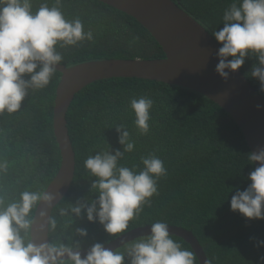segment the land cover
<instances>
[{"label": "trees", "instance_id": "trees-1", "mask_svg": "<svg viewBox=\"0 0 264 264\" xmlns=\"http://www.w3.org/2000/svg\"><path fill=\"white\" fill-rule=\"evenodd\" d=\"M212 35L223 27L222 16L232 0H173ZM44 0H32L35 11ZM54 5L55 0H47ZM61 10L69 20L79 18L93 41L60 49L61 64L70 66L103 58H158L163 51L153 36L133 17L98 0H62ZM213 36V35H212ZM137 39H133V38ZM214 37V36H213ZM215 39V38H214ZM221 45V44H220ZM255 57H246L240 71L264 100L259 81L250 75ZM60 73L49 85L29 92L21 110L0 115V160L7 162L0 174V189L9 199L24 190L45 191L60 166V152L52 129V108ZM153 100L149 132L139 134L129 107L132 98ZM68 134L75 153L76 168L68 194L53 209L58 233L66 235L85 228L87 236L73 235L81 249L114 239L101 224L82 214L60 217L58 209L78 199H95L90 191L95 177L89 176L84 161L96 151L123 150L116 125H124L134 141L120 164L139 165L141 157L154 153L164 162L167 175L157 182L158 194L151 206L129 222L128 230L164 221L190 230L212 264H264V219H247L230 210L237 189L244 190L254 164L244 136L233 118L218 104L197 92L162 82L139 78H111L96 81L77 93L66 115ZM139 170V169H137ZM64 233H60L63 235ZM192 251L181 238L172 236ZM54 240V235H49ZM67 242V241H65ZM123 250V245L118 248ZM196 264H199L196 259Z\"/></svg>", "mask_w": 264, "mask_h": 264}, {"label": "clouds", "instance_id": "clouds-1", "mask_svg": "<svg viewBox=\"0 0 264 264\" xmlns=\"http://www.w3.org/2000/svg\"><path fill=\"white\" fill-rule=\"evenodd\" d=\"M61 4L62 0H55L50 7L44 0L33 11L32 0H0V115L20 111L30 91L49 85L63 61L58 48L93 41V32L85 31L78 17L67 19ZM222 23L223 27L212 33L221 44L216 53L219 60L216 73L226 80L231 72L240 69L246 57H255L258 64L252 66L250 75L264 91V0H232L223 12ZM129 107L137 131L147 134L153 100L147 96L132 98ZM115 130L123 150L110 152L108 147L84 161L88 175L96 178L90 185V191L96 193L95 199H78L58 209L60 217L71 218V224L83 210L89 222H98L112 237L128 231L129 222L139 216L144 206H151V197L158 194V180L167 175L164 162L154 153L141 157L142 168L120 164L135 145L124 125H116ZM248 161L259 162V166L249 172L247 187L242 191L237 189L231 196L230 210L249 220L264 219V147L249 152ZM6 170L7 162L0 160V174ZM54 200L56 195L46 189L24 190L14 199H9L0 189V264H196L195 253L172 238L164 221L151 223L146 235L130 242L122 241L123 250L96 242L85 248L82 255L83 249L73 240V235L85 237L87 230L76 228L73 234L66 235L60 229L64 233L60 235L56 217L45 210L56 204ZM40 204L44 207L38 213L39 230L48 239L34 243L30 234ZM49 235L55 239H49ZM257 246H264V241H257ZM204 264L212 262L206 260Z\"/></svg>", "mask_w": 264, "mask_h": 264}, {"label": "water", "instance_id": "water-1", "mask_svg": "<svg viewBox=\"0 0 264 264\" xmlns=\"http://www.w3.org/2000/svg\"><path fill=\"white\" fill-rule=\"evenodd\" d=\"M98 1L133 17L153 36L164 56L149 59L103 58L57 66L60 76L53 101L52 129L61 161L57 173L46 188L47 192L56 195L53 204L66 195L75 175L76 160L68 134L67 112L75 95L99 80L135 77L197 92L230 114L240 128L250 152L264 147V100L239 69L231 72L226 80L216 73L215 66L219 62L216 53L221 45L201 23L173 0ZM253 164L254 168L259 166V162ZM43 207V204L38 206L30 234L34 243L48 239L39 230L41 220L38 213ZM53 207L45 210L51 214ZM150 226L145 224L132 228L104 245L110 249L119 248L123 245L122 241L130 242L148 234ZM168 227L171 236L181 238L190 246L199 264L208 260L190 230L171 224ZM86 250H82V255Z\"/></svg>", "mask_w": 264, "mask_h": 264}]
</instances>
